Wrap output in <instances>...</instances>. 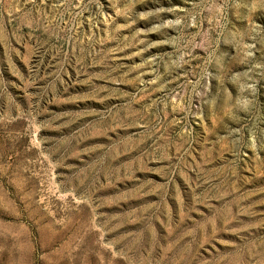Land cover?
<instances>
[{"label": "rangeland", "instance_id": "obj_1", "mask_svg": "<svg viewBox=\"0 0 264 264\" xmlns=\"http://www.w3.org/2000/svg\"><path fill=\"white\" fill-rule=\"evenodd\" d=\"M0 264H264V0H0Z\"/></svg>", "mask_w": 264, "mask_h": 264}]
</instances>
